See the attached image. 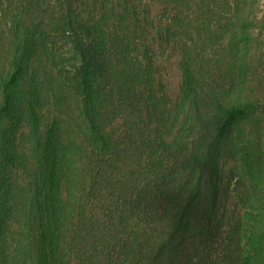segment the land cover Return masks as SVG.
I'll return each instance as SVG.
<instances>
[{
  "label": "trees",
  "instance_id": "obj_1",
  "mask_svg": "<svg viewBox=\"0 0 264 264\" xmlns=\"http://www.w3.org/2000/svg\"><path fill=\"white\" fill-rule=\"evenodd\" d=\"M152 1L181 58L175 118L136 0H0V264H213L225 155L248 184L223 264H264V164L240 126L257 105L225 72L248 65L257 0Z\"/></svg>",
  "mask_w": 264,
  "mask_h": 264
},
{
  "label": "rangeland",
  "instance_id": "obj_2",
  "mask_svg": "<svg viewBox=\"0 0 264 264\" xmlns=\"http://www.w3.org/2000/svg\"><path fill=\"white\" fill-rule=\"evenodd\" d=\"M136 2L139 5L145 29L151 36V39H154L153 41L158 47L160 56L159 63L162 68L161 81L163 82L162 85L167 89L168 96L172 100L175 118V115H179L177 109L181 104L183 79L181 58L165 38L166 25L157 16L156 4L152 0H136ZM253 14L255 19V27L252 30L254 41L249 49V55L247 57L248 65L245 70H241L238 66L234 65V62H229V67L225 69V72L228 74L227 85H229L230 79H233L237 84L243 85L245 95L255 101L257 105L256 110L249 115L248 119L242 121L240 126L248 133L249 145L256 151L253 160L254 164H264V0H257ZM6 23L5 18H2L0 14V67L7 63L9 56L8 38L10 35H8L9 28ZM4 29L6 32H4ZM221 57H225V55L222 54ZM237 69L238 71L234 73L233 71ZM214 81L219 84L222 82L221 79H214ZM66 96L67 100L65 101L68 103V106L70 108H76L78 101L76 95L70 93ZM204 107H206V103L202 107L204 110L202 113L204 115V121L208 120L210 125H212L213 116L215 115L208 109V106L207 110ZM51 109L49 123L52 121L57 108L52 106ZM187 113V111L184 112L182 117L178 118L177 125L179 127L188 119L186 116ZM198 127L201 130L204 128V125L200 124ZM197 136L193 135L192 139H195ZM221 161L223 164L222 180L224 183L220 196V203L222 204L219 213L223 220L221 222L220 233L218 232L216 235V244L213 245V249L209 254L213 264H223L224 258L228 255L227 250L230 244L233 243L231 241L232 238H237L236 234L239 229L238 231L236 230L239 228L238 224L244 215L240 197L245 188V184H248L246 175L240 168L237 158L225 155L222 156Z\"/></svg>",
  "mask_w": 264,
  "mask_h": 264
}]
</instances>
